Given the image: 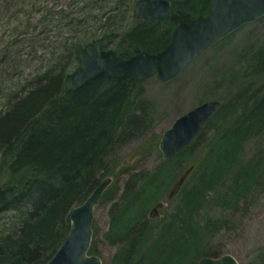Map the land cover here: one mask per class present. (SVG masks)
I'll return each mask as SVG.
<instances>
[{"label": "rangeland", "instance_id": "rangeland-1", "mask_svg": "<svg viewBox=\"0 0 264 264\" xmlns=\"http://www.w3.org/2000/svg\"><path fill=\"white\" fill-rule=\"evenodd\" d=\"M36 1L29 0L36 3L31 6L33 22L45 16L52 22L39 38L46 46L41 58L58 53L62 41L87 44L103 37L100 30L107 26L126 32L134 24L131 15L138 0ZM72 12L75 19L60 20ZM95 30L98 37H86ZM31 43H17L15 51L25 56ZM51 63L38 59L27 73ZM143 82L149 128L124 143L109 162L111 175L104 179L113 181L95 210L91 245L97 252L89 254L103 264H198L203 257L224 254L240 264H264V120L241 132L233 130L264 94V18L226 35L172 80L161 82L154 76ZM4 87L0 78V96ZM211 100L222 105L189 148L167 161L160 149L136 154L151 136H162L177 118ZM189 169L179 194L170 196ZM7 181L0 176V186ZM193 201H198L196 208L186 210ZM159 203L165 207L151 218ZM14 223L12 211L2 212L0 233Z\"/></svg>", "mask_w": 264, "mask_h": 264}, {"label": "trees", "instance_id": "trees-1", "mask_svg": "<svg viewBox=\"0 0 264 264\" xmlns=\"http://www.w3.org/2000/svg\"><path fill=\"white\" fill-rule=\"evenodd\" d=\"M169 1L168 26L162 22L150 25L131 15L134 24L126 32L110 26L100 31L105 35L119 33L113 45L122 58L144 51L160 53L171 43L180 23L207 15L212 3ZM35 5L29 0H0V78L5 83L0 96V176L8 180L2 187L18 185L23 189L21 197L0 212L12 211L15 219L11 229L0 233V264L48 263L68 236L72 210L111 175V158L131 138L144 135L150 122L144 82L133 75L114 79L103 74L65 93L66 77L78 66L76 48L81 40L62 41L58 53H45L40 58L38 54L46 46L39 38L50 31L52 22L45 16L34 23L31 6ZM68 18L75 19V13L60 20ZM85 34L94 39L99 30ZM27 39L32 42L30 51L20 56L15 46ZM38 59L52 63L27 73ZM23 75H27L24 80ZM244 115L233 128L235 133L264 120V94ZM160 140L161 135L151 136L136 154L159 149ZM197 202H191L186 210L196 208ZM90 252L95 254L97 249L91 245Z\"/></svg>", "mask_w": 264, "mask_h": 264}, {"label": "water", "instance_id": "water-1", "mask_svg": "<svg viewBox=\"0 0 264 264\" xmlns=\"http://www.w3.org/2000/svg\"><path fill=\"white\" fill-rule=\"evenodd\" d=\"M133 16L137 20H145L150 25L160 21L167 26L171 19V2L138 0ZM262 18L264 0H212L210 13L180 23L172 33L171 43L160 53L144 51L130 58H122L111 48L119 36L118 33L105 35L85 45L79 43L76 48L78 67L67 75L65 92L78 90L103 74H108L114 79L133 75L140 81L154 76L161 82L170 81L220 39L246 23ZM221 105L219 100L206 101L177 118L163 133L159 142L163 159L170 160L187 149ZM191 171L192 169H189L180 177L170 196L176 195L182 189ZM112 181V178L104 179L82 205L72 210L68 236L46 264H103L100 257L89 255V250L95 210ZM22 194L23 189L18 185L0 186V212ZM164 207V203L156 205L150 217H159L160 210ZM198 264L240 262L232 254H224L218 258L203 257Z\"/></svg>", "mask_w": 264, "mask_h": 264}, {"label": "bare ground", "instance_id": "bare-ground-1", "mask_svg": "<svg viewBox=\"0 0 264 264\" xmlns=\"http://www.w3.org/2000/svg\"><path fill=\"white\" fill-rule=\"evenodd\" d=\"M66 93V92H65Z\"/></svg>", "mask_w": 264, "mask_h": 264}]
</instances>
